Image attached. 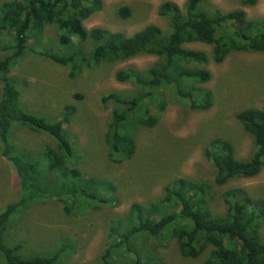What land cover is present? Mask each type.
<instances>
[{
    "label": "trees",
    "instance_id": "16d2710c",
    "mask_svg": "<svg viewBox=\"0 0 264 264\" xmlns=\"http://www.w3.org/2000/svg\"><path fill=\"white\" fill-rule=\"evenodd\" d=\"M252 7L257 0H238ZM205 0H186L181 9L165 1L158 7V16L168 21V30L148 24L128 36L104 28L86 30L84 22L103 8V0H8L0 5V143L2 156L13 168L19 180L20 197L0 211L1 264H67L76 241L65 237L46 252L23 255L22 245L5 247L1 239L9 218L30 203L55 200L67 218L83 214L89 208L99 209L113 200L116 186L104 179L82 174L77 168H65L72 148L65 136L63 124L69 121L74 107H64L62 118L49 122L18 108L19 93L11 78L16 62L24 54L40 57L67 67L69 79H76L100 63L119 64L137 56H154L158 60L150 67L126 68L115 73L117 82L133 83L138 91L128 97L110 92L101 103L116 105L105 133L107 159L123 164L132 159L135 140L131 127L151 129L157 116L149 101L165 86L173 87L180 100L192 110H207L212 105V93L201 84L211 79L206 68L209 58L220 64L227 55L237 52H264V17L249 19L241 9L222 11L203 8ZM118 15L129 18L128 7L119 8ZM58 31L62 45L76 44L77 49L58 55L42 46H31L32 37L39 36L45 26ZM87 43V44H86ZM210 46L204 51L186 49L185 44ZM37 44V43H36ZM36 47V48H35ZM76 98H81L76 94ZM147 101V104L144 103ZM164 102L159 104L160 112ZM235 120L253 140V152L247 159H237L233 145L215 138L203 151V157L215 169L213 183L223 186L237 178L256 176L264 165V106L248 107L235 115ZM12 121L32 132H41L56 141V149L47 146L49 162L44 167L30 154L22 155L16 142L8 141ZM211 186L202 181L176 178L164 187L163 195L149 204L132 203L126 218L109 228L108 243L93 264H116L115 257L132 254V264H154L150 257L153 246L148 238L162 242L168 234L175 239L178 253L186 259H197L208 250L203 264H264V198L253 197L244 188H230L221 194L223 213L211 208ZM147 257V261L143 258Z\"/></svg>",
    "mask_w": 264,
    "mask_h": 264
},
{
    "label": "rangeland",
    "instance_id": "374dc122",
    "mask_svg": "<svg viewBox=\"0 0 264 264\" xmlns=\"http://www.w3.org/2000/svg\"><path fill=\"white\" fill-rule=\"evenodd\" d=\"M8 0H0L2 2ZM170 1L181 9L186 0H103L102 11L84 22L86 30L104 28L123 32L130 36L148 24H156L168 30V21L158 16L161 3ZM128 7L129 18L118 15L119 8ZM203 8L222 11L241 9L249 19L264 17V0H257L252 7L240 5L238 0H205ZM53 25L28 43L58 55L76 50L78 43L62 45ZM7 41L3 36L1 41ZM37 43V44H36ZM87 44V43H86ZM76 46V47H75ZM186 49L204 51L208 56L211 47L199 43L185 44ZM36 48V47H35ZM4 54H0V59ZM158 60L154 56H137L119 64L100 63L83 71L76 79H69L67 67L51 61L24 54L13 66L11 78L19 93L18 108L49 122L62 118L64 107H74L69 121L63 124L70 142L72 155L67 157L65 168H77L86 176L112 182L116 186L113 200L99 209H88L83 214L65 217L62 206L53 200L30 203L13 214L1 239L5 247L22 245L23 255L46 252L57 247L68 237L76 241L67 264H93L108 243L109 228L126 218L132 203L147 205L157 201L164 187L176 178L202 181L211 186V208L223 213L225 205L221 194L230 188H244L253 197L264 198V165L251 178H237L223 186L213 183L214 167L203 157V151L215 138L229 141L237 159H247L253 152V140L235 120V115L248 107L264 106V52H237L227 55L220 64L209 62L206 68L211 79L201 84L212 93V105L207 110H192L180 100L173 87H162L156 99L149 101L151 111L157 116L153 128L131 127L136 150L132 159L123 164H113L107 159L105 133L116 105L101 103V97L110 92L128 97L136 95L138 88L130 82H117L118 70L133 68L143 70ZM0 84V97H1ZM78 94L81 98H76ZM164 102L160 112L159 104ZM147 104V101H144ZM16 142L22 155L30 154L44 167L49 162L45 148L56 149V141L41 132H32L17 121H12L8 141ZM0 143V211L20 197L19 180L13 168L1 154ZM264 233V226L262 229ZM167 232L164 241L146 238L143 243L153 246L150 257L154 264H203L208 250L197 259L179 255L175 239ZM0 258L3 254L0 251ZM132 254L115 257L116 264H132ZM147 261V257L143 258ZM1 264V260H0Z\"/></svg>",
    "mask_w": 264,
    "mask_h": 264
}]
</instances>
